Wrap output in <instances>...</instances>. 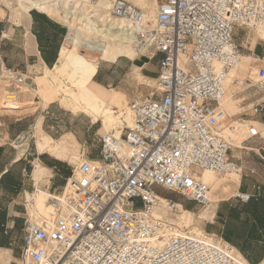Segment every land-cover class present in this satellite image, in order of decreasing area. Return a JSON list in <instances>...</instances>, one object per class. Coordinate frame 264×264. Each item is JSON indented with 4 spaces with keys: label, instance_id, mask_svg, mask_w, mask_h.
Instances as JSON below:
<instances>
[{
    "label": "built area",
    "instance_id": "1",
    "mask_svg": "<svg viewBox=\"0 0 264 264\" xmlns=\"http://www.w3.org/2000/svg\"><path fill=\"white\" fill-rule=\"evenodd\" d=\"M108 11L126 22L135 55L157 58L152 91L129 103L131 125L120 136H99L98 158L78 155L56 193L71 183L72 194L50 198V221L23 217L18 264H249L218 234L167 217L183 205L156 188L205 207L202 171L240 172L221 101L250 31L264 22V0H161L153 20L127 0H110ZM262 62L254 78L230 82L253 88V114H264ZM6 72L10 86L28 85L25 73ZM253 136L260 132L250 128ZM236 196L246 202L250 194Z\"/></svg>",
    "mask_w": 264,
    "mask_h": 264
},
{
    "label": "crops",
    "instance_id": "2",
    "mask_svg": "<svg viewBox=\"0 0 264 264\" xmlns=\"http://www.w3.org/2000/svg\"><path fill=\"white\" fill-rule=\"evenodd\" d=\"M127 1L140 8L139 5H145L144 2L148 6L154 3L153 0ZM160 1L156 0L155 7ZM142 9L146 11L144 7ZM28 16L29 21L26 24L18 22L13 17V11L9 13L8 6L0 0V70L10 68L25 73L38 88L37 77L43 75L45 68L51 69L58 60L59 50L65 42L67 26L37 9H30ZM27 32L34 39L31 50L26 46ZM249 44L250 42L247 46ZM260 56L257 58V62L261 63L258 66L263 64L264 52ZM133 69L139 72L136 79L140 76L154 79L158 73L157 58L149 60L142 54L133 58L119 56L114 62H109L103 67L97 66L93 82L105 91L114 90L115 97L120 101L119 104L124 101L129 104L134 99H143L149 95L138 91V82L135 85L130 83L133 79L131 76ZM30 86L28 84L25 87L26 91L22 89L17 91L16 98L21 103L19 107L12 110L0 108V249L6 251L10 258V254L16 251L18 263L23 224L17 246L13 245L15 238L13 234L18 232L17 228L21 225V217H24L26 203L29 204L26 194H34L37 189L53 194L59 193L72 169L64 158L37 150L36 122L39 120L40 128L51 137L53 135L44 130V123L48 121L49 124L51 122L53 126H58L62 122L68 129L66 134L71 133L76 144L80 146L78 155L84 152L93 159L98 158L101 135L100 127L97 126L100 120L96 122L90 120L89 125L80 122L72 127L63 119L66 112L73 115L76 113L64 109L62 105L57 106L55 111V105L60 103V100L55 97L44 103L36 93L37 88ZM36 98L39 101H36ZM28 101H33L34 104H26ZM84 115L91 117L85 112ZM255 120L264 124V114H258ZM258 153V156L252 157L254 161L251 170H244L240 175L236 192L215 204V211L206 227L207 232L218 234L231 244L249 264H264V147L260 146ZM247 158L250 162V157ZM35 162L46 169L38 182L32 176ZM237 193L250 194L249 202H241L236 196ZM10 262L9 259L8 264Z\"/></svg>",
    "mask_w": 264,
    "mask_h": 264
},
{
    "label": "bare ground",
    "instance_id": "3",
    "mask_svg": "<svg viewBox=\"0 0 264 264\" xmlns=\"http://www.w3.org/2000/svg\"><path fill=\"white\" fill-rule=\"evenodd\" d=\"M17 1L20 10H13L15 19L19 13L28 15L30 9H37L67 26L65 42L59 50L58 60L51 69H44L41 78L45 79L57 92L62 89L60 92H63L66 102L73 107V110L86 109L93 115L94 122L100 120L99 131H102L103 135L112 133L115 136H120L122 134L120 126L123 123H126L127 126L131 125L130 111L128 108L125 112L121 111L120 107L124 105L119 104L120 101L115 97L114 90L105 91L93 82L99 61L114 62L119 56L130 58L135 56V50L130 43L131 36L126 31V22L114 19L109 14L110 0ZM149 15L151 20H153L154 14ZM254 30L261 37H264V22L258 24ZM26 43L27 48L31 50L34 45V39L29 32H27ZM252 56L251 54H241L239 63L229 70V77L226 80L228 91L221 101L222 108L227 113L224 132L230 137L228 142L231 147L239 148L242 146V138L247 128L249 133L250 128H254L253 125L259 128L264 126V124L256 120L233 121L230 119L236 108L232 96L233 90L231 88L233 85L230 83L231 77L254 78L256 66L252 63L258 61V59ZM57 74L65 78L63 85H54L50 81L51 77L49 75L56 77ZM7 86H10V84L3 85V87ZM19 88H22V91L27 90L24 86ZM37 93L43 99L45 98L41 88L37 89ZM15 104V101L7 99L6 101H0V108H16ZM26 104L34 103L33 101H28ZM231 122L235 124V129L228 128ZM260 135H263V133ZM35 144L39 152H49L56 157L64 159H71L70 157L73 156V153L71 154L68 151L66 142L49 135H37ZM45 170V167L40 163H34L32 176L36 182L43 177ZM239 173L237 171L228 172L230 175L228 183H222L221 180L215 177L214 171H202L201 179L210 187L207 207L215 205L237 187L240 177ZM72 187L73 185L68 183L64 192L60 194H53L42 189H37L34 194H26V199L30 206L28 209L30 214H28L33 221H50L52 218L50 198L64 200L66 196L72 194ZM177 215L179 216L177 221L179 224L191 228L197 233L203 232V229L192 221L193 215L190 211L180 208V212ZM202 217L203 214L198 215V218ZM174 220L176 221V218ZM9 259V254L0 249V264H8Z\"/></svg>",
    "mask_w": 264,
    "mask_h": 264
},
{
    "label": "rangeland",
    "instance_id": "4",
    "mask_svg": "<svg viewBox=\"0 0 264 264\" xmlns=\"http://www.w3.org/2000/svg\"><path fill=\"white\" fill-rule=\"evenodd\" d=\"M153 2L154 3H152V5L149 4V6L146 5V2L143 3L145 5H141V4L139 5V6H141V8L144 7V9L146 10L145 12L147 13L148 16H150L149 14L155 13L156 0H153ZM3 3L8 6L9 13H11V11H13V10H20V7H19L17 0H3ZM140 3H142V1H140ZM136 4H139V2H136ZM151 10H153V11H151ZM16 20L18 22H22L23 24H26L29 21V16L24 15L22 13H19ZM26 37H27V34L25 36V40H26ZM248 42H250V44L247 46V48L243 49V53L244 54L253 53L252 57H255V58L261 57L260 55H262L264 52V37H261L259 34H257L255 30H251L249 33V36H248ZM26 46H27V43H26ZM106 64H109V62L102 60V61H99L97 66L103 67ZM252 64H254V66L257 67L261 63H258L256 61V62H253ZM242 68H243V66H242ZM6 69H8V68H6ZM6 69L4 68V70H0V85H1L0 101H6L7 99H10L11 101L13 100L16 102L15 106L17 108L21 105V103H19L18 98H16V96H18L16 93L18 90H21L22 88L15 87V86L3 87V85H8V84L12 85L11 83L8 82V79H7L8 73L6 72ZM241 71H243V70H241ZM137 75L139 76V72L137 70L135 71L133 69V71L131 72V76L133 79H132V81H130V83L132 85H135L138 82V85H137L138 91H142V94L148 95L152 91V86L154 85V79L145 78L143 76H140L138 79H136ZM32 76L34 77V74H32ZM40 76L37 77L36 80H37L38 88H41L43 90V93L45 96V98H44L45 101L40 96V94L37 93V90H36V93L42 98V101L44 103H47L49 100H52L53 98L57 97L60 100L59 101L60 103H56L55 111L57 110V106L62 105L64 109L69 110L73 113H76L75 115H73L70 112L65 113V116H64L65 118L63 120L66 123H69L68 125H71L73 127L75 124L80 123V122H83V123L89 125L90 120L93 121V115L91 113H89L86 109L73 110V107L70 106V104L68 102H66V99L63 96V92H60V91H62V89H60V91L57 92L56 89L52 88L49 85V83L45 79L41 78ZM49 76L51 77L50 81H52V83L54 85H60V84L63 85L65 78L62 77V75L57 74L56 77H52L51 75H49ZM28 80H29L28 84L31 85L30 87H34V89H36L37 88L36 83H34L31 78H29ZM1 81H4V82H1ZM23 86L27 87V85H23ZM110 87H112V86H110ZM231 89L233 90L232 96L234 98V103L236 105V108L234 109V112L230 116V119H232L233 121L234 120H236V121L255 120L256 116H258V114H253L252 111L249 109L251 101L254 98H256V94L254 93L253 88L252 87H245V86L238 88V87L233 85ZM36 101H39V99L36 98ZM40 105L42 106V104H40ZM122 105H124V106L120 107L121 111L125 112L129 106V104L124 101L122 103ZM9 109L12 110V108H9ZM79 112H82V113H79ZM84 112L89 114L91 117H87L86 115H84ZM39 113H40V111L36 114L37 117L39 116ZM72 116H74V117H72ZM232 122L229 123V125L232 126V129H235L236 126L234 123L232 124ZM51 125H52V127H51ZM97 126L98 127L101 126V121H98ZM253 126L255 129H257L260 132V134L263 133V135L253 136V137L247 138V136H248V128H247L245 131V134L243 135V138H242L243 139L241 142L242 146L239 148L238 147H231L229 154H228L229 157L239 167L240 175L243 173L244 170H248V171L251 170V167H252L253 161H254V159L252 157L254 155L255 156L259 155L258 150H259L260 146L264 147V126H262L261 128L256 127L255 125H253ZM43 128L47 132H50L53 135V137H55V139H59V140L66 142V147L68 148V151L71 152V154L73 153V156L71 155L72 156V157H70L71 159L65 158L64 160L67 161V165L69 164V166H71V167L76 165L77 160H78V153L80 151V146H79V144H76L77 142L71 133L66 134V131L68 130L67 127L62 122H60L58 124V126H53V124L51 122L49 124L47 121L46 123H44ZM229 129H231V128H229ZM99 134L102 135L103 132L99 131ZM37 135H49V134L43 132V130L40 128V121L39 120L36 122V126H35V139H36ZM227 139L229 140L230 137L227 136ZM245 152H249V153L246 154ZM247 156L250 157V162H249ZM214 175L218 180H221L222 183H228V179L230 177L228 172L223 173V174H218V173L214 172ZM156 192L163 197H171V198L175 199L176 201L182 203V205L184 207L188 208L186 210H188L192 213V215H193L192 221L194 223H196L199 227H201L203 230L207 231L206 227L208 226L209 222L211 221V217L215 211L216 205H213V206L211 205L209 207L199 206V205L195 204L194 202H190V201L187 202L184 198L176 195L175 193H173L171 191L164 190V189H160L159 187L156 188ZM235 192H236V188L233 189L231 193L226 195L225 198L230 197ZM26 204H27V206L25 207V210H24V216H28V213H29L28 209L30 206L28 203H26ZM183 206H181L182 209H184ZM199 214H203V217L198 218ZM165 215H167V217L173 219V221H175L174 219L176 218L175 222L178 223L177 222L179 219L178 215L171 216V215H168L167 213H165ZM21 218H22V222H21V225L17 228L18 232H15L16 234H13V237H15L13 239L14 240L13 245H15V246L19 245L20 233H21L20 228L23 224V217H21ZM178 225L184 226V225H181L179 223H178ZM184 227H186V226H184ZM189 229H191V228H189ZM15 253H16V251L14 253L10 254L11 255L10 264H18V260H16L17 258H16Z\"/></svg>",
    "mask_w": 264,
    "mask_h": 264
},
{
    "label": "trees",
    "instance_id": "5",
    "mask_svg": "<svg viewBox=\"0 0 264 264\" xmlns=\"http://www.w3.org/2000/svg\"><path fill=\"white\" fill-rule=\"evenodd\" d=\"M70 174H71V171H70L69 175H70ZM69 175H68V176H69ZM250 198H251V196H250V197H249V199L247 200L248 202H249ZM181 204H182V203H181ZM183 208L185 209V208H187V207H184V206H183ZM223 237H225V238H226V236H225V235H223Z\"/></svg>",
    "mask_w": 264,
    "mask_h": 264
}]
</instances>
